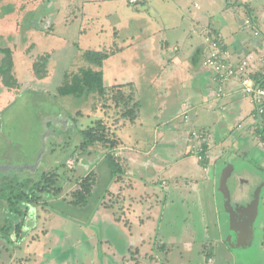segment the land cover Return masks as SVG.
Returning a JSON list of instances; mask_svg holds the SVG:
<instances>
[{
  "label": "rangeland",
  "instance_id": "374dc122",
  "mask_svg": "<svg viewBox=\"0 0 264 264\" xmlns=\"http://www.w3.org/2000/svg\"><path fill=\"white\" fill-rule=\"evenodd\" d=\"M229 1L233 4L244 5V2ZM250 1L255 2V0ZM174 3L173 1L172 10L174 11V6L176 10H181ZM127 6L130 7L128 0H0V49L12 51L14 73L20 83L18 89L9 91L2 84L0 78V168L3 166L6 171L11 167L15 168L16 171L11 170L8 172V176L10 179L19 177L20 181L25 179L41 181L42 177L48 174L50 177L52 176L53 182L62 184L64 190L57 199L43 194V202L37 207H30L23 233L20 235H17L15 231L20 217L13 216L11 219L14 224L11 240L13 244L6 242L0 232V264H18L25 259L28 262L26 261L24 264H264V243H261V240L259 243L257 241L260 236H262V240L264 239V229L260 227L261 224L264 226V171L259 168L263 164L260 154L264 155V144L255 136V124L258 123L261 128L262 125L264 126V120L251 121L245 127V131L249 129V146L251 147L254 143L259 149V154L249 155L250 159L246 162L250 164L242 159L238 160L237 164L232 163L234 166H238L236 176L225 178L222 176L223 179L219 181L216 188L218 197L223 200L221 201L223 204L221 210L224 215V181L233 193L238 191L236 188L242 189V191H238L240 192L239 196L243 197L247 194L248 201L253 206L252 209H259L258 211L262 215L259 221L262 223H258L259 218L256 221L258 224L255 223L257 240L253 246L246 250H229L226 245H223L226 243L224 242L213 246L212 252L215 250V258L210 251L207 255L200 256L190 253L178 254L179 250H176L172 255L168 248L174 242L168 241V235L174 229L180 232L183 225H170L168 218L164 219L161 224L158 235L152 233L153 231H149V233L145 226L148 223L147 212L146 209H141V202L145 198L142 191L138 194V196L140 195L138 198L141 200L136 198L138 203L128 204L125 201L120 205L116 202V198L106 197L104 192L103 199L98 205L103 216L96 218L100 220H94V218L92 225L87 227L78 221L58 215L49 206L45 207L43 204L44 201L49 205L54 204L55 200L62 201V199L71 201L81 179L92 169L100 171L108 165V152L102 149L101 145L91 147L85 155L81 154L78 149L82 143L80 133L95 127L98 121L102 120L107 127L112 128L111 132L122 142V147L127 145L126 151H129L128 146L131 147L137 140L147 143L146 147L154 146L150 141L152 135L147 134V131L142 127L132 125L131 121L123 119V113L126 112L124 103L116 107L115 97L120 89L117 80L119 69L126 72L135 70L139 72L136 66L143 65L138 60V56H142L141 53L144 50L139 51L136 45L132 46L137 50L130 46L126 47L131 39L126 38L124 28L129 25L127 20L121 16L124 14L123 9H127ZM146 8L148 9V6ZM159 8V20L161 19L164 24L171 26L173 21L168 20L171 15L170 10L160 6ZM242 12L244 13L245 9ZM115 13H121L118 15V20L115 19ZM174 13L179 20H182L181 13ZM153 15L152 17L155 19ZM140 23L143 22H137L134 27ZM156 23L160 25V22L153 23L159 30ZM176 32H171L170 35ZM171 42L173 44V41ZM119 47L124 50L105 61L103 68L107 79L114 73L116 84L112 82L110 89L107 88V97L101 102H97L96 109H94L96 105L93 99L78 102L70 101V98L59 100L58 90L64 84L66 77L77 74L83 67H90L84 60L86 51L108 54L116 51ZM262 50L264 49H260V51ZM149 51L150 47L145 52L147 58L145 63L151 60L153 63L156 59H160V55L156 54L157 51L154 52L151 59H148ZM262 52L261 57L264 56V51ZM261 57H258L257 60H260ZM42 58H50L47 74L42 73L44 77L38 76L34 69V65L38 62L41 63ZM4 59L5 55L0 53V66ZM255 60L248 56L241 61V64L255 65ZM157 61L161 62V60ZM205 69L210 70L206 67ZM124 85L129 86L128 84ZM27 89H32L36 93L26 91ZM126 91L129 93L130 89L127 88ZM39 95H43L44 98L47 96L51 101L43 104L40 102V99L43 98ZM58 115H61V118ZM185 117L189 119L187 115ZM63 118L66 119L65 122L62 120ZM48 119H54L49 129L45 128ZM127 124H131V126L124 133L122 128ZM192 132L204 133L202 130L196 129ZM204 136L206 138V134ZM128 137L129 142L127 141ZM197 142L195 156L198 158L197 151L203 149L206 141L201 139L200 142ZM92 151L94 152L92 153ZM192 161L196 163L195 159ZM89 163H92L90 167ZM118 163L122 162L118 160ZM246 167L247 172L238 174L241 173L240 168ZM18 168L19 170H17ZM133 176L134 174L130 175V177ZM54 188H56L55 185ZM112 192L118 195L117 190ZM255 192L256 195L253 196ZM236 195L238 194L236 193ZM104 203L107 205L106 208L103 207ZM122 204L124 208L130 207L129 210L133 212L139 210L140 216L138 218L127 217L128 221H125V224L117 225L114 222L115 215L122 219L126 218L121 216ZM110 206H114V208L110 209ZM26 207L24 205L23 211H26ZM5 213L9 215L8 211ZM192 214V217L188 215L186 218L188 227L193 226V228L189 227L186 231L189 230L197 236L201 235V228L197 223L199 217L198 214L196 215L195 208L192 209ZM141 220L145 221V224H139ZM0 222L2 225L4 224L2 220ZM140 228L141 232L138 233L136 229ZM226 228L227 226L223 227L224 231ZM229 230L230 228L227 233ZM262 231L263 233H261ZM120 232L124 237L120 236ZM161 236H163L162 239L159 238ZM229 237L228 234L227 239ZM225 241L228 242V240ZM197 242L202 244L195 239V243ZM164 244L168 248L162 249Z\"/></svg>",
  "mask_w": 264,
  "mask_h": 264
},
{
  "label": "crops",
  "instance_id": "0c3cea01",
  "mask_svg": "<svg viewBox=\"0 0 264 264\" xmlns=\"http://www.w3.org/2000/svg\"><path fill=\"white\" fill-rule=\"evenodd\" d=\"M142 1L146 7L149 6L148 9L146 7L142 8L145 11L140 9L142 13L135 7L129 10L123 9L124 14L121 17L127 20L129 25L124 28L126 38L131 39L126 47H133L134 50L138 48L141 52L144 50L141 53L142 56H138V60L143 65L136 66L139 72L136 70L126 72L120 68L117 80L120 86L128 84L133 87V92H129L126 96L133 94L132 104H139L140 109L136 120L131 124L142 127L147 131V134L152 135L150 141L154 146L146 147L147 143L137 140L134 145L128 146L129 151L125 150L127 145L122 147V144L119 150L113 153L116 160L125 164L126 176L125 182L121 184L112 182L108 188H105L106 197L116 198L119 205L125 201L128 204L138 203L137 199L141 200L138 198L140 197L138 194L142 191L145 198L141 202V209H146V220H148L145 226L148 232L153 231L152 233L155 235H158L164 219L169 218L168 224L170 225H183L180 232L177 229L171 233L167 232L169 233L168 241L174 242L168 248L172 255L176 250H179L178 254L190 253L200 256L207 255L210 251L215 258V250L212 252L213 246L224 242L226 243L223 245H226L229 250H246L254 243L252 244L251 239L246 236V239L251 242L248 247L249 244L244 242L242 236H234L235 231L233 230L237 229V224L231 226L229 214L225 210V215L223 214L221 210L223 208L221 201L223 200L218 197L216 188L223 177L236 176L237 170H233L232 163L238 162L240 158L250 159V154H259V149L254 143L251 147L249 146V129L245 131V127L252 121L251 114L254 111V105L241 91L239 79L230 81L224 91L219 93L220 85L215 75L205 69V66L197 65L194 54L204 43L207 33H215L221 36L222 50L227 54L230 64L240 65L241 61L248 56L255 59L260 57L264 51H260V49H264V42L260 38L253 37V32L245 25V21L249 17L246 12L251 8L256 12L252 18L258 24L259 31L262 32L261 38L264 37V0H255V2L236 0L244 2V5L233 4L229 0ZM173 1L176 3L174 5L181 10H176L175 6L174 11L172 10ZM158 5L170 10L171 15L168 20L173 21L171 26L164 24L161 19L159 20L158 10L160 8ZM121 8H123L122 5ZM174 12L181 13L182 20H179ZM119 14H116L115 19L118 20ZM152 15L155 16V19ZM155 20L160 22V25L156 23L159 30L153 24L157 22ZM139 21L143 23L134 27ZM228 24L230 26H227ZM175 31H177L175 34L170 35ZM132 45H136L137 48ZM148 47H150L149 54L146 53L148 59L154 56L155 51L160 55V59H156L153 63L152 60L145 63L144 61L147 59L145 52ZM157 60H161V62L158 63ZM113 74L109 79L104 77L106 89H110L111 84H116V76ZM127 88L129 87H126L125 90ZM129 89L131 90V88ZM185 115L189 119H186ZM131 124L122 128L124 133ZM195 129L207 132L205 138L207 166H203L195 156L198 140L195 137L191 138V132ZM127 141L129 142V137ZM156 148L160 151H157ZM106 151L108 152V150ZM260 156L264 166V155L260 154ZM192 159H195L196 163ZM91 165L92 163L88 164L89 167ZM242 169L240 168L241 173L238 174L248 171L247 168ZM133 174L134 176L130 177ZM228 188L231 194V206L239 209L238 213H243L242 210L245 206L252 213L259 210L252 209L253 206L249 203L247 194L243 197L239 196L240 192L238 191H242V189L236 188L238 190L236 192L238 195H236L235 192L234 194L230 191L229 186ZM113 190H117L118 195H115ZM108 191L112 195H109ZM119 195L120 197H118ZM255 195L256 192L253 196ZM122 206L120 208L121 216L126 218L122 219L115 215L114 222L117 225L125 224V221H128L127 217L138 218L140 216L139 210L133 212L129 210L130 207ZM109 208L113 209L114 206ZM193 208L196 209V215L198 214L199 217L196 222L201 228V235L198 236L189 230L186 231L189 227L193 228V226L188 227L186 218L188 215L192 217ZM100 216L103 215L99 211L95 214L94 220H100L96 219ZM261 216L259 213L258 223H262L259 222ZM144 222L141 220L139 224H145ZM94 223L97 222L94 221ZM262 225L260 227L264 229ZM224 226H227L225 231ZM229 228V233H227ZM136 231L140 233L141 228ZM228 234L229 239H227ZM120 236L124 237L123 233L120 232ZM159 238L162 239L163 236ZM195 239L202 244L195 243ZM259 240L264 243L262 236L258 238V243Z\"/></svg>",
  "mask_w": 264,
  "mask_h": 264
},
{
  "label": "trees",
  "instance_id": "16d2710c",
  "mask_svg": "<svg viewBox=\"0 0 264 264\" xmlns=\"http://www.w3.org/2000/svg\"><path fill=\"white\" fill-rule=\"evenodd\" d=\"M129 2L128 5L130 7L127 6V9H132L133 7H135L136 9L140 10L146 7V4H144L143 1L141 2V0L139 2L137 0H131ZM142 10H140L141 13ZM255 13L256 12H254L251 8L249 11L246 12L249 17L248 19H246L245 25L252 30V34L255 39L260 38L264 42V37L261 38L262 32L259 31L258 24L252 18L253 16H255ZM207 38H210L211 41H214L218 44H222L221 36H219L218 34L216 35L215 33H207L204 43L199 46V48L195 51L194 54L197 59L196 63L199 66H204L206 54L211 48V46L206 43ZM120 40L123 41L122 39ZM119 48L116 51H112L108 54H103L97 51H86L84 53V60L90 65V67H83L77 74L73 76L68 75L66 77L64 84L58 90L60 94L59 100H68L70 98V101L78 102L82 100L87 101L89 99H93V101H95L94 104L96 105L94 109H96L98 107L97 102L99 103L101 102V100L107 97V89L105 88L104 84V63L109 58L115 56L116 54L124 50L123 48ZM221 49H223V45L221 46ZM222 52L223 53L221 57L225 58V60L227 59V65H232L229 63V58L226 56L227 54L224 53L223 50ZM0 53L5 55V59L2 61V64L0 66V77L2 79L3 85H5V87L9 90H16L20 87V83L14 73L12 51L10 49H0ZM49 59L50 58H42L41 63L38 62L34 65V69L37 72L38 76L44 77V75H42L43 72L47 74L46 71L47 66L49 64ZM254 64L255 65L248 66L247 72H251V78L256 85H260L262 88H264V56L261 57L260 60L256 59ZM232 66H237V64H234ZM126 87L131 88L130 92H133L132 86H120V89L115 97V99L117 100L116 107H119L120 105H122V103H124V109H126V112L123 113V119L133 122L138 116L137 113L139 112L140 105L132 104L133 94L131 96H126L127 94H129L125 90ZM26 91L35 92L32 89H27ZM42 96L43 95H39V97L44 99H40V102H43V104L47 103L48 101H51L50 98H48L47 96H45V98L44 96ZM246 96L251 100L254 105V111L251 114L252 121H263L264 97H262L261 95ZM58 117L61 118V115H58ZM62 120L65 122L66 119L63 118ZM53 121L54 119H48L45 128L49 129L52 126ZM111 131L112 128L107 127L104 121L101 120L96 123L95 127L80 133L82 137V143L78 147L80 153H83V155H85L87 154V152H89L91 147L101 145L103 149H106L109 152V154L107 155L108 165L100 171L94 170L90 172L83 179H81L77 184L78 187L75 189L73 193V199L71 201H65L64 199H62V201L55 200L54 204L50 205L46 201H44L43 204L45 205V207L49 206L51 210L55 211L58 215L78 221L86 227L92 225L93 219L95 218L94 214L100 211L98 209V205L103 199V193L105 192V188H108L112 182H116L118 184L125 182V164L118 163V161L113 157V153H116L119 150V148L122 146V142ZM204 133L207 134L206 131H204ZM191 136V138L194 137L193 132ZM255 136L258 137L260 142L264 144L263 125L260 128L258 123L255 124ZM203 149L204 159L199 160V162L203 164V166H207V146L204 145ZM248 159L249 158H245L242 160L246 162L248 161ZM246 163L250 164L249 162ZM250 166L256 167L254 165ZM11 168L7 171L6 169L0 168V170L2 169L0 171V220H2V222L4 223L2 225V223L0 222V232L2 238L9 244H13L11 241L12 231L14 230V224L11 221L13 216L20 217V221L15 226L16 234L20 235L23 233L25 221L27 220L28 214L30 213V207H37V205L43 202V194L46 196L50 195L52 196L51 198L57 199L64 192L63 185L53 182L51 180L52 176L50 177V175L48 174L44 175L41 181H32L31 179H25L24 181H20L19 177H14L10 179V176H8V172H10L11 170L16 171L15 168ZM232 168L233 170H237V167L235 168L234 165ZM259 168L264 171V167L262 164ZM17 170H19V168ZM54 185L56 188H54ZM108 194L112 195L109 191ZM118 197H120V195ZM24 205L27 206L26 211H23ZM103 207L106 208L107 205L104 203ZM6 211L9 212V215H6ZM8 224L9 226H7ZM161 248L165 249L168 247L164 244ZM158 260L159 259L157 258V261ZM26 261L27 259L22 260L18 262V264H24Z\"/></svg>",
  "mask_w": 264,
  "mask_h": 264
},
{
  "label": "built area",
  "instance_id": "2783aa9c",
  "mask_svg": "<svg viewBox=\"0 0 264 264\" xmlns=\"http://www.w3.org/2000/svg\"><path fill=\"white\" fill-rule=\"evenodd\" d=\"M206 43H208L211 48L206 54L204 66L209 68L215 75L216 80L220 85L219 93L224 91V88L228 85V83H230V81L239 79L241 83V91L244 95H261L264 97V88L260 85H256L251 78V72H247L249 64L243 63L237 66L227 65V59L225 60V58L221 57L223 53L221 49L222 44L211 41L210 38L206 39ZM194 137L199 142L201 139L204 140V134L195 133ZM203 151L204 149H198L197 151L199 160L204 159Z\"/></svg>",
  "mask_w": 264,
  "mask_h": 264
},
{
  "label": "water",
  "instance_id": "95a60500",
  "mask_svg": "<svg viewBox=\"0 0 264 264\" xmlns=\"http://www.w3.org/2000/svg\"><path fill=\"white\" fill-rule=\"evenodd\" d=\"M225 178V177H224ZM223 179V178H222ZM223 193L225 195V212H227L229 214V221L231 226L236 225L237 229H234L233 231H235V237H239L242 236L241 238L244 239V242L246 244H249L248 247L255 242L256 240V234H255V222L258 219V215H259V211L254 212H250L251 210H247L246 206L243 207L244 209L242 210L243 213H241V215L238 216V211L239 209H235L233 208V206H231V198H230V192H229V188L226 185V182H223ZM229 208V209H228ZM235 227V226H234ZM246 236H248V238L251 239V242L249 239H246ZM247 240V241H245Z\"/></svg>",
  "mask_w": 264,
  "mask_h": 264
},
{
  "label": "flooded vegetation",
  "instance_id": "af4514ba",
  "mask_svg": "<svg viewBox=\"0 0 264 264\" xmlns=\"http://www.w3.org/2000/svg\"><path fill=\"white\" fill-rule=\"evenodd\" d=\"M0 78H1V77H0ZM1 80H2V79H1ZM2 84H3V82H2ZM7 89H8V88H7ZM8 90H9V89H8ZM9 91H10V90H9ZM0 164H1V163H0ZM1 168L4 169L5 167L2 166ZM5 169H6V168H5ZM240 213H241V212H239L238 214H240ZM234 236H235V234H234Z\"/></svg>",
  "mask_w": 264,
  "mask_h": 264
}]
</instances>
